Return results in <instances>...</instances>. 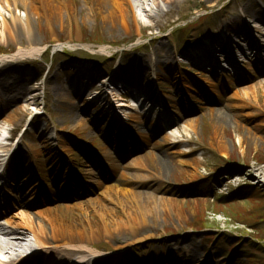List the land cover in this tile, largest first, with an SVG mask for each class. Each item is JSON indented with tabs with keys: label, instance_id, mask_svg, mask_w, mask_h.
<instances>
[{
	"label": "rangeland",
	"instance_id": "1",
	"mask_svg": "<svg viewBox=\"0 0 264 264\" xmlns=\"http://www.w3.org/2000/svg\"><path fill=\"white\" fill-rule=\"evenodd\" d=\"M247 1L220 0L211 6L212 1L195 0L186 5L202 7L176 8L172 16L151 19L135 9L137 24L121 29L90 12L93 0H54L52 7L39 0L31 7L30 0H0V67L16 65L17 81L10 93H0V135L13 139L4 142L0 137V147L9 154L17 147L24 151L12 167L15 173L24 172L15 199L32 205L27 211L33 213V203L41 198L46 206L58 207L71 224L83 217L99 225L109 215L118 221L126 217L127 207L148 212L147 224L137 226L143 229L137 237L128 225L116 226L112 232L122 234L121 242L112 232L100 233L91 240L93 257L78 254L68 261L125 255L128 264H166L169 258L176 264L192 258L200 264L264 262V115L229 99L237 91L240 97L244 92L253 96L255 87L252 105L264 110V49L255 62L257 52L247 51V43L234 37L236 48L226 43L236 61L233 69L216 50L210 53L213 67L180 56L189 52L194 57L217 35L228 39L222 27ZM256 3L264 7V0ZM143 6L154 11L148 1ZM251 28V39L264 41L256 32L264 30ZM29 49L42 53L14 58ZM112 77L116 80L110 83ZM217 83L227 86L219 95L211 92ZM75 87L85 90L80 100L74 98ZM96 93L107 96V106L91 99ZM67 99L77 104L74 110ZM156 99L159 106L153 104ZM117 101L122 108L107 113ZM93 103L95 109L86 111ZM159 111L174 117L170 130L159 129L162 120L154 119ZM213 111L225 118L219 126ZM239 136L242 149L235 142ZM220 140L227 145V159L221 156ZM31 155L36 156L34 179L25 170ZM226 174L230 178L221 183ZM108 178L125 181L132 196L123 201L116 193L102 201L103 212L111 211L105 219L91 208L101 202V187L111 185ZM32 186L40 191L34 199ZM12 204L10 215L21 210L17 201ZM160 248L168 255H159Z\"/></svg>",
	"mask_w": 264,
	"mask_h": 264
},
{
	"label": "bare ground",
	"instance_id": "2",
	"mask_svg": "<svg viewBox=\"0 0 264 264\" xmlns=\"http://www.w3.org/2000/svg\"><path fill=\"white\" fill-rule=\"evenodd\" d=\"M32 1L30 0L29 6H32ZM37 1V0H36ZM44 3H46L49 7L54 6L53 2L54 0H39ZM62 3H64L66 0H61ZM147 1L150 3L151 6H153L152 14L151 11L148 9H144L143 4L147 3ZM206 1H212L211 6H214V4L218 3L220 0H205ZM194 3L195 0H93L91 2L90 6V12L93 15H100L102 16L112 27H119L121 29H126L127 25L129 23L136 25V14L134 12L135 9L138 10L140 17H146L148 19H151L153 16H162V17H168L172 16L174 13H176V8H181L182 11H189L192 8L196 7H202L201 4H194V6H187V3ZM65 4V3H64ZM148 5V4H147ZM30 6V7H31ZM196 6V7H195ZM249 8L253 9V12H249ZM150 12V13H149ZM154 13V15H153ZM182 17V16H180ZM246 19L248 21H246ZM171 20H168L167 23H169ZM250 26H252L255 30L262 29L264 30V7L259 6L256 3V0H248L247 3L244 6L240 7V11H234L232 19H230L227 23H225L222 27L223 34H226L228 36V39H223L222 36L217 35L214 38H209L206 40V43L201 45L199 49H197V52L195 53L194 57L189 52H183L181 53V57H183L186 60H191L195 58V61H200L201 65H206L207 67H213L214 63L210 58V53H212V50H216L220 54V56L224 57V60L227 62L229 68L233 69L236 66V61L233 58V53L228 50L226 47V43L230 42L234 45L236 44V41H233V38L236 36H240V40H244L250 49H252L253 52H257L255 56V62H260V56H258V52L263 50L264 46L258 43V40L260 38H257V43L253 39H251L252 36V28L250 29ZM153 26H149V28H152ZM254 31V30H253ZM257 33L261 34L262 37H264V32L256 31ZM262 41V39L260 40ZM264 42V41H263ZM73 43V42H71ZM69 45V44H68ZM59 48H62V45H58ZM86 50H91L90 47L84 45L82 46ZM236 48V45H235ZM238 49V48H237ZM100 52H105L106 48H99ZM42 53V49H29L25 51H19L14 58L19 57H32L34 55L40 56ZM254 57V56H253ZM246 59V58H245ZM248 59V58H247ZM253 61V62H254ZM146 62V61H145ZM250 62V61H249ZM16 69V65L14 64H6L0 67V93L7 94L11 92V87L17 82L14 77L15 73L14 70ZM172 67L170 65L167 66L168 72H170ZM11 72V73H9ZM92 71L87 72L84 71V74L91 73ZM115 75L117 76V71H115ZM11 74V75H6ZM116 80V77H112L109 82L112 83ZM4 83V84H3ZM127 87V86H126ZM227 88V86H222L221 84L217 83L212 87L211 92L212 94L219 95L220 92L224 91V89ZM230 88V87H228ZM84 89H81L79 87H75V99L80 100V94L84 92ZM127 91L133 92L134 94H140V91L136 89L135 87L131 86L127 87ZM127 97H129V93L127 92ZM142 96V95H141ZM249 94L248 92H244L243 95L240 97L239 91H237L234 95H232L229 99L234 100L237 103H240L242 109H258L259 114L264 115V110H262L259 106L255 107L252 105V97L256 99L257 97V90L254 87L253 89V96ZM17 96H14V99H16ZM237 99V100H235ZM146 100H151V98H146ZM67 103L72 107L71 109L74 110V108L77 107V104L73 103L71 99H67ZM116 107H113L108 110L112 113L114 112V108H122V104H118L119 101L116 102ZM95 103L92 105L86 106V111H91V109H95ZM103 103L101 102V105ZM153 104L155 106H159L158 100H154ZM113 109V110H112ZM101 111L103 109H100ZM213 115H215L217 120V126H219L220 123H222L224 117L218 116V113L213 111ZM5 121V120H4ZM6 123H10L11 121H5ZM117 122L114 121V125H116ZM165 126V124L163 125ZM165 128V127H162ZM170 128V127H167ZM161 130V128L159 127ZM30 138V136H29ZM168 138L164 137L163 141H166ZM236 145L242 149V139L240 136L236 139ZM218 147L223 150L221 156L223 158H228V149L225 142L222 140L218 141ZM47 147H45L46 149ZM62 148V147H61ZM24 151L20 149L19 147L16 148V150L12 153L11 157L9 158V161L6 164L5 167V174L3 177L5 179H8L10 182V186L13 187V190L20 192L22 186H20V178L22 176V173L19 171L17 173L13 172L12 167L13 165L17 164V158H20L21 154ZM62 152V151H61ZM0 161L4 157V153H9L8 150L5 147H0ZM36 156L31 155L30 161H28L25 166V170H28V176L30 174L35 175L36 173L33 172V170H30L32 166H36ZM106 160L109 161L111 158L106 157ZM61 162V160H59ZM161 163V160H159ZM132 164H136V162H133ZM111 167L114 169L117 168L116 163H112ZM19 170V169H18ZM34 178V176H32ZM230 178L229 174H226L221 177L220 182H226ZM109 186L103 185L100 190L99 199L101 202L96 204V206H93L91 210L93 212H96L99 216L106 219V216L109 215L111 212H103V205L101 204L102 201H108L111 199L112 195L116 194L119 197L121 196L123 201L128 200L126 195L132 196V192L127 191V183L122 180H111V178L107 179ZM114 182V183H113ZM30 183V182H29ZM28 183V184H29ZM105 186V187H104ZM34 187V186H33ZM80 187V186H78ZM31 189V188H30ZM85 191V190H84ZM7 194L12 197L15 201H17L18 207L21 208V210L18 209V212L14 215H10L8 210H5L1 213L3 219L0 221V255H6V258L0 259V264H128L129 260L125 255H119V256H102L100 259H96L93 261H78L71 263L68 261L69 257L78 255V254H88L91 257L94 256V252L89 248L91 245V240L96 235H99L100 233L104 234H110L116 226L118 228L129 226L133 237H137L142 233L143 229L137 228V226L145 225L147 224V215L145 212L146 210L143 208H138L134 210H130L131 207H127L128 210H126V217L121 218L118 221H115L113 217L109 215V218L102 221L99 225L91 223L90 221H86L85 218L81 217L79 220V223L77 224H71L64 221L60 214L58 207L52 209L45 205L44 201L38 199V201L35 204V212L30 213L27 211L28 207H32V205H28L25 202H19L17 199H15L14 192H11V190L7 191ZM20 195V194H19ZM32 199L36 195L40 196V191L38 187L35 186V189L31 192ZM135 200L136 197H133ZM47 200V199H46ZM148 200H154L153 197H150ZM120 202V201H119ZM122 203V202H121ZM10 204L12 205V199ZM122 205V204H120ZM103 214V215H102ZM44 222L48 224V229L44 225ZM145 230H147L149 227H143ZM22 231L27 232L33 240V243L35 245L31 244L28 240H26V234H24ZM113 239L116 241L120 240L122 241V234L119 232L114 233L112 232ZM176 245V244H174ZM174 245H171L174 246ZM174 248V247H173ZM157 250V249H155ZM159 255L165 257V255H168L166 250L164 248H160ZM152 252V251H150ZM152 256L153 253H151ZM157 254V252H156ZM70 262V263H69ZM202 261L196 260L193 258L189 259L187 261V264H200ZM166 264H176L177 262H173V259H166ZM147 264H159L157 261L148 262ZM179 264V263H178ZM180 264H182L180 262Z\"/></svg>",
	"mask_w": 264,
	"mask_h": 264
},
{
	"label": "trees",
	"instance_id": "3",
	"mask_svg": "<svg viewBox=\"0 0 264 264\" xmlns=\"http://www.w3.org/2000/svg\"><path fill=\"white\" fill-rule=\"evenodd\" d=\"M257 263L258 264H264V262L262 260H258Z\"/></svg>",
	"mask_w": 264,
	"mask_h": 264
}]
</instances>
